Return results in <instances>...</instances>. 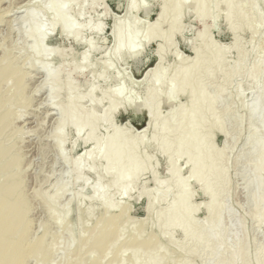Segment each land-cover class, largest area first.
Segmentation results:
<instances>
[{
  "label": "bare ground",
  "instance_id": "1",
  "mask_svg": "<svg viewBox=\"0 0 264 264\" xmlns=\"http://www.w3.org/2000/svg\"><path fill=\"white\" fill-rule=\"evenodd\" d=\"M84 1L29 0L23 5L27 7L24 16L27 25L22 34L33 40L25 60L45 77L41 84H37L36 91L46 89L51 101H48L49 104L52 107L57 105L55 108L60 117L52 138L59 157L68 164L66 130H72L76 136L71 143L72 149L79 141L87 146L74 161L70 158L72 162L68 169L73 174L67 171L64 176L74 175L72 181L59 179L50 195L42 191L37 193L50 219L60 229L54 234L46 224L40 225L39 234L34 231L31 217L33 205L26 189L20 147L26 131L16 124L31 102L28 91L31 73L23 69L9 50H3L0 55V264H105L106 258L109 264H264V243L251 251L253 244L243 217L240 215L242 218H238L236 228L230 225L229 217L234 215L222 200V196L228 198L231 194L228 176L231 157L226 153L230 144L223 143L217 148L214 140L216 134H226L228 123L225 120L230 115V109L220 106L224 91L221 85L214 93L208 90L209 80L231 82L234 77L242 75L246 85L252 87L256 94L248 112L251 117H258L260 127L252 130L247 138L252 145L253 157L245 168L251 171L250 175L247 173L249 178L245 177V189H251V193L248 190V202L252 206L248 204L253 207L251 219L257 228H261L264 225V65L257 59L260 46L257 47V44L249 50L244 49L238 38L242 29L251 30V37L254 38L264 26L263 17L252 21L243 10L246 3L251 9L255 3L250 0H159L155 21L147 29H142L138 24L142 20L136 22L137 18L133 20L130 16L135 11L148 14V0H128L123 14L114 20L110 31L113 45L105 53L117 59L134 57L142 51L145 41H158L155 53L159 64L149 74L145 98L138 104L150 114V122L145 130L135 132L114 124V116L120 107L138 103L136 100L139 97L136 99L126 90L124 81L115 89L102 90L99 97L95 96L97 87L93 81L88 82L86 91L76 88L79 84L74 85L70 73L72 69L82 73L88 70L94 78L103 82L113 67L112 62L103 60L105 63L97 72L96 63L88 62L95 46L92 38L83 40L82 34L88 30L101 33L103 25L88 20L79 26L77 18L82 14ZM101 1L92 0L94 3ZM220 5L224 6V12L218 9ZM188 7L198 20L207 17L214 20L222 15L227 29L233 33V40L230 45L215 46L210 28L206 26L196 34L194 52L189 60H182L181 54L173 51L174 63L164 67L162 63L166 51L175 44L174 37L183 32L184 19L181 20V16ZM72 9L74 15L70 16L69 10ZM46 19L48 24H45ZM2 20L0 15V22ZM56 30L65 40L72 38L84 44L77 61L75 58L69 61L71 70L64 81L58 69H52L53 65L50 67L47 62L51 59L52 50L56 53L62 50L54 47L50 51L51 47L45 46L49 31ZM230 48L235 49L237 60L226 68L229 60H226V55ZM93 77L90 76L91 79ZM61 91L65 92V98L59 100ZM58 95V101H55ZM179 95L186 96V103H174ZM163 98L172 103L169 113H164L167 115L160 112ZM241 120L236 121L240 124ZM101 127L108 130L105 136L99 137L98 129L101 130ZM147 147H152L153 153L166 160L167 179L164 181L158 178V163L155 165L152 162L155 156L145 153ZM181 159H184L183 167H187L185 177H182V167L178 164ZM84 170L94 174L93 183L83 176ZM145 172L150 173L155 187L148 190L143 184L144 187L140 188L138 197L146 198V214L142 219H136L131 216L129 199L141 184L140 179ZM192 181L198 184L206 201L193 203L195 193L190 189ZM77 184L80 186L77 195L74 198L70 195L72 197L65 203H60L64 194ZM86 188L90 189L88 199L96 201V204L85 206L87 198L83 196V190ZM171 192L176 194L175 199L162 206ZM74 200L77 218L72 223L69 214ZM201 210L205 215L198 219L196 214ZM176 232L182 234L181 239H175ZM203 253L206 254V261L200 259ZM198 258L200 262H196Z\"/></svg>",
  "mask_w": 264,
  "mask_h": 264
},
{
  "label": "rangeland",
  "instance_id": "2",
  "mask_svg": "<svg viewBox=\"0 0 264 264\" xmlns=\"http://www.w3.org/2000/svg\"><path fill=\"white\" fill-rule=\"evenodd\" d=\"M28 1L29 0H0V15L3 16V20L0 22V45H1L0 55L3 53V50L5 49L9 50L11 55L18 60L19 64L23 67V69L31 73L30 75L31 80L28 81V91L31 102L25 111V115L21 119L17 120L16 124L18 127L22 126L23 130L26 131V133L24 132L22 141L20 142V147L23 155V165H24L23 167L25 172V179L27 181L26 189L28 191V194L31 198L33 205V211L31 213L32 214L31 217L34 223L33 224L34 231L35 232L38 231L37 234H39L41 232V229L39 228L41 227L40 225L46 224L49 230L54 234L55 232L60 231V229L58 225L53 220L50 219L49 213L47 212L46 207H44L43 202L41 198L37 195V193L38 191L39 192L42 191L43 193L46 192L45 194L48 195L49 193L50 195L53 192L52 190H54L53 189L54 183L57 182L59 179L70 181L72 178H74V175L73 177L72 175L70 176L68 175L66 177V175L68 174L67 171H69L70 169V164L72 160L74 161V159L81 152L83 153L87 146L83 142L79 141L76 148L72 149L71 143L72 141L75 140L76 136L72 130L70 129L66 130L68 135H67V142L65 144V148H66L65 151L66 153H68V159H69L68 164H66V162L60 159L56 146L54 145L52 133H54L53 131H55V127L57 126L56 121L60 117L59 111L57 110V108H55V106L57 107V105L52 104L55 105L52 107L49 104L48 101H50V98L48 99L47 96L48 93L46 92V89H42V90L37 89L36 91L35 88L39 87V85L37 84H41L45 79V77L41 71L36 70V68L32 69L30 67V64L25 60L26 56L28 55V49L33 44L32 38L25 37L22 34V30L25 29L27 25V23L24 20V16L26 13L25 9L27 10V7L26 6L24 7L23 5H25ZM250 1L255 3L254 8L251 9L248 5L249 3H246L243 7L244 12L248 14L250 20L253 19L255 21L258 17L264 18V0H250ZM127 2L128 0H103L100 3H94L92 2V0H85L82 7V14L77 18V23H80L79 26L84 24L88 20H91L92 23L100 22L103 25L101 33H92L88 30L83 32L82 34V38L83 37L85 38L86 36V38L85 39L83 38V40H86L90 37L94 42L95 49L90 53L88 62L94 65L96 63L95 69L97 70V72L100 71L103 60L106 62H112L113 67L111 71L107 74L106 78L103 79V82L102 79L94 78L93 75H91L92 73H90L88 70L85 71L84 73L80 72V70L78 69L71 70L69 61L71 60V58H75L77 61L80 52L84 48V44L78 43L77 41L75 42V40H72V38H67V40H65L61 36L60 31L56 30L54 32L49 31V36L45 41V46L49 48L51 47V49L48 48L50 51L54 49V47L56 49H62V50H58L59 51L58 53L52 50L53 51V53L51 52L52 55L51 54L49 55L51 59H48L47 62H49L50 67L51 65H53L51 67L52 69L54 70L56 68L58 69V73L60 74V77L63 81L66 77V74L71 70L70 73L74 85L79 84V86L77 85L78 87L76 88H79L82 91H86L88 85L93 81V83L97 87L95 91V96L97 94L96 97H99L103 91L105 90L110 91L113 88L115 89V87H118V84H121V82L123 84L125 82V84L123 85H125L124 87L126 88V90L127 91L129 90L128 92L132 93L136 99L139 97L138 99L140 101H138L137 99L136 101L138 103L137 105L134 106H128L123 108L120 107L114 116V124L121 126L124 129H128V130L130 129L135 132H139V131L142 132L149 125L150 114L144 112L138 104H140V102H142L145 98L147 91L146 85H148L147 79L149 74L159 64V60L155 53L158 46V41L157 40L151 42L145 41L142 45L143 46L142 51L134 57H126V58L118 57L117 59L115 58V56L112 57L113 55L110 54L107 55L105 53L107 49L108 48L110 49V47H112L113 45V36L110 31L114 23V20L116 17L123 14ZM146 3H148L150 7V11L148 14L142 11H135L131 14L132 17L130 16L131 19L137 18L136 22H138V20L140 19L142 20V22L138 23L142 29L145 28L147 29L149 25L155 21L160 6L159 0H148L146 1ZM218 9L224 12V6L220 5V8ZM69 11H71L69 12L70 16H73L74 15L73 9ZM87 14L91 16V18L87 16ZM181 17H182L181 20L184 19L182 21V24H184L183 32L174 37L173 43L175 44L173 45V47L169 48L170 50L168 49L166 51L165 58L162 63L163 64L162 66L164 67L170 65V63L172 64V62L174 63L175 56L172 55L174 54L173 51L177 52L179 55L181 54L180 56L183 57L182 60H189L194 52L193 44L195 42V36L196 34L201 33L206 26L210 28L209 33H211L210 34L211 40H213L212 42L215 43L214 44L215 46L216 45L227 46L230 45L233 40V33L227 29L228 28L227 22L223 19L222 15H220L214 20H212L211 17H207L203 20H198L196 18V15L192 12L191 7H188L187 9H185ZM47 21L48 20L46 19L45 24H48ZM165 25L166 24H164V27ZM263 28L262 30H260V32L255 34L256 36L254 38L251 37L253 35L251 30L242 29L238 33V38L241 45L244 46L243 47L244 49L249 50L251 46L257 44H258L257 47L260 46L258 47L259 53L257 59L259 63H263L264 65ZM249 41H252L253 43ZM230 49L228 50V53L226 55L227 56L226 60L229 59L231 61L227 60L226 63L228 65L226 66V68L231 67L233 63H235L234 61L237 60V53L235 52V49L232 48L231 51ZM68 53L72 54V56L69 55ZM104 53L107 56H105ZM113 58H115L116 60L115 59L113 60ZM120 60H122L123 63ZM229 62H231L232 64ZM113 69L116 71H114ZM124 75L128 78L126 79ZM90 76H92L93 78L91 79ZM129 81L131 82V84ZM98 84L100 85L97 86ZM218 85H221L224 89L221 97L222 102L220 106H228L230 109L229 117H231V119L228 120L229 117H227L225 120L228 123V125L226 124V134H216L214 136L215 146L217 148H220L223 145V143H226L228 145L230 144L229 146H227L228 149L226 148L227 150L226 153L228 156L231 157L229 161L231 163H229V167H228L229 170L228 176L230 179V186H231L230 187L231 194L229 197L231 198L229 197L224 198L222 196V200L224 201L227 208L230 210L229 212L230 213L233 212L231 214L234 215L233 217H229L230 225L236 228L238 223L237 220H239L242 217L245 220V224L247 225L246 227L248 231V236L251 237L249 239L251 243L254 245L253 247V245L251 244L252 245L251 251H254L252 250L253 248L257 249L260 245L264 243V225H262L261 228H257L255 226L254 220H252L253 218L251 216L253 213V209H252L253 207H250L251 203L248 202L249 201L248 198H250L249 194L251 193V189L250 188L248 189L250 192L249 194H248V190L245 189L247 188L245 181H247L246 179L249 178L251 171L248 172V170H245V168L247 169L248 167L247 165L248 163H250L253 157V152L251 149L252 145L247 142V138L251 135L252 130L260 127V122L258 121V117L257 116L251 117L250 113L248 112L249 107H251L252 104L254 103L256 94L253 91L252 87H248V85H246L244 77L242 75H238L234 77V79L231 82L224 81L223 79H218L217 81L209 80L208 90L211 93H214ZM239 85L241 86L240 87L241 89L238 88ZM238 89H240V92H238L239 91ZM59 95H60L59 100L65 98L64 91H61ZM59 95L56 98H54L55 101H58ZM186 101L187 100L185 95H179L178 97L175 98L174 103L184 104L186 103ZM83 104H85V102ZM171 105L172 103H170L166 99L163 98L161 100L160 112H162V115H167V113H169ZM165 112L167 113L164 114ZM233 118H235L234 119L235 121L233 120ZM239 119L240 120L242 119L241 120L242 124L240 123L241 125L238 124L236 121ZM228 121H230V124ZM103 128L101 127V130L100 128L98 129L99 134L98 132L97 134L99 137L105 136L107 134L105 133L108 130L107 127H103ZM227 139H230L228 140L229 142L226 141ZM231 143L234 146H232ZM144 151H146L145 153L147 155H150L151 157L155 156L154 157L155 159L153 158L152 162L155 165L157 163L159 164V166L158 164L156 165L158 169V178L163 181L167 179L166 176L167 163L164 157H161L160 155L153 153L154 149L152 147H147L145 148ZM70 158L72 159L71 161ZM155 160L157 161L155 162ZM183 162L184 159L183 160L181 159V161H179L178 164L182 167V172H181L182 177H185L187 175V167L186 166L183 167L184 165ZM70 172L71 171H69V174H73V172L72 173ZM145 173L146 174L143 173L141 176L140 179L141 184L136 188V190L133 192V195L129 199V202L132 205L131 216L136 219H142L146 214L145 211L146 198L138 197L140 188L143 186V184L145 188L148 190L155 187V183L152 180L150 173L149 172H145ZM64 174L66 175L64 176ZM83 176L86 178L88 177L89 179L88 178L87 179L92 183L95 181L94 174L90 173L87 170L83 171ZM190 187H191L190 189L195 193L192 198L194 204L206 201V197L198 189L199 188L198 184L196 185V183L192 181L190 183ZM78 188L80 189V186H78V184L73 185L72 188L68 192H66L64 196L61 198V200L63 201L60 200V203L62 202L65 203L70 197V195H72L73 197L72 196L71 197L74 198L77 195ZM84 190H83V196L87 198L86 200L84 198L85 200L84 203L86 204L84 205L87 206L89 205V203L96 204V201L94 200L92 201L88 199L90 195V189L86 188ZM74 191L77 192L74 193ZM234 195L235 197H233ZM175 197H176L175 193L173 192L169 193L161 205L162 206L168 205L170 202H172L175 199ZM248 203H250V205ZM250 211L252 213H250ZM204 215H205L204 211L201 210L196 214V217L198 219H202ZM76 218H77L76 201L74 200L71 203L69 220L73 223L74 221H76ZM75 232L76 229L73 230V233ZM181 238H182V234L180 232H176L175 239L179 240ZM58 259H60V257ZM200 259L206 261V254L203 253ZM196 262H200L199 258L196 260ZM104 263L109 264V259L106 258L104 260ZM29 264H34V263L30 262Z\"/></svg>",
  "mask_w": 264,
  "mask_h": 264
}]
</instances>
